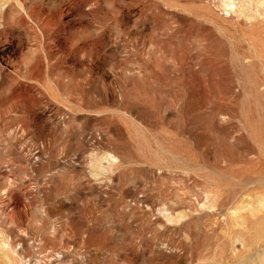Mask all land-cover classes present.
<instances>
[{
    "label": "rangeland",
    "instance_id": "1",
    "mask_svg": "<svg viewBox=\"0 0 264 264\" xmlns=\"http://www.w3.org/2000/svg\"><path fill=\"white\" fill-rule=\"evenodd\" d=\"M0 264H264V0H0Z\"/></svg>",
    "mask_w": 264,
    "mask_h": 264
}]
</instances>
